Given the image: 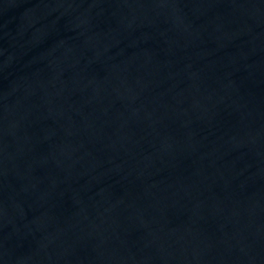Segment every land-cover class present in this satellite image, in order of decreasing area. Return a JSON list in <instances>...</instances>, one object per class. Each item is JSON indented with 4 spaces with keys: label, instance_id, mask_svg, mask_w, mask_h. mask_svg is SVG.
I'll return each mask as SVG.
<instances>
[{
    "label": "water",
    "instance_id": "water-1",
    "mask_svg": "<svg viewBox=\"0 0 264 264\" xmlns=\"http://www.w3.org/2000/svg\"><path fill=\"white\" fill-rule=\"evenodd\" d=\"M0 264H264V0H0Z\"/></svg>",
    "mask_w": 264,
    "mask_h": 264
}]
</instances>
